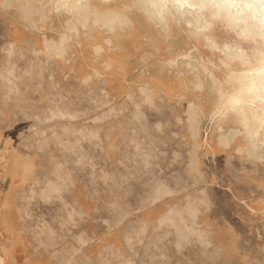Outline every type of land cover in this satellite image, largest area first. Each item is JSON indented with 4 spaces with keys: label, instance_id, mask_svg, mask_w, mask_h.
I'll return each mask as SVG.
<instances>
[{
    "label": "crops",
    "instance_id": "obj_1",
    "mask_svg": "<svg viewBox=\"0 0 264 264\" xmlns=\"http://www.w3.org/2000/svg\"><path fill=\"white\" fill-rule=\"evenodd\" d=\"M136 1L0 0L6 264H240L262 238L264 152Z\"/></svg>",
    "mask_w": 264,
    "mask_h": 264
},
{
    "label": "rangeland",
    "instance_id": "obj_2",
    "mask_svg": "<svg viewBox=\"0 0 264 264\" xmlns=\"http://www.w3.org/2000/svg\"><path fill=\"white\" fill-rule=\"evenodd\" d=\"M136 2L158 9L160 24L170 25L168 31L159 33L165 41L161 46L175 47V56L198 59L200 63H192L193 81H207L217 94L214 98L220 100L218 110L225 103V115L219 118L232 117L239 125L241 146L264 152V0H168L161 7L158 0ZM235 96L240 99L233 107L235 103L230 102ZM126 98L123 102H141L139 97ZM244 141L249 143L244 145ZM199 199L194 196L191 204ZM253 222L252 231L262 238L241 241L240 264H264V223ZM8 236L16 237L0 227V240ZM0 264H6L1 254Z\"/></svg>",
    "mask_w": 264,
    "mask_h": 264
},
{
    "label": "bare ground",
    "instance_id": "obj_3",
    "mask_svg": "<svg viewBox=\"0 0 264 264\" xmlns=\"http://www.w3.org/2000/svg\"><path fill=\"white\" fill-rule=\"evenodd\" d=\"M158 3H159V7H161V6H167L168 4H169V2H168V0H158ZM174 3H179V2H174ZM187 4H190V3H188V2H186ZM179 4H181V3H179ZM238 4H240V6H241V2H238ZM244 4H247V3H244ZM155 5H156V3H155ZM249 5V4H248ZM242 7V6H241ZM239 97H237V96H235V97H233L232 98V100H231V105H232V103H235V102H238L239 101ZM224 106H225V103L223 104V108H224ZM191 160V159H190ZM189 163H190V161H189Z\"/></svg>",
    "mask_w": 264,
    "mask_h": 264
},
{
    "label": "flooded vegetation",
    "instance_id": "obj_4",
    "mask_svg": "<svg viewBox=\"0 0 264 264\" xmlns=\"http://www.w3.org/2000/svg\"><path fill=\"white\" fill-rule=\"evenodd\" d=\"M219 111V110H218Z\"/></svg>",
    "mask_w": 264,
    "mask_h": 264
}]
</instances>
